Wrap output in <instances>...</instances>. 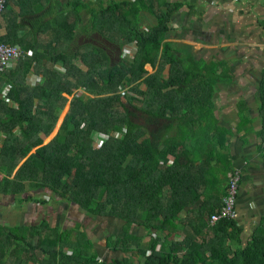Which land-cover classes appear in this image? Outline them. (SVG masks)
<instances>
[{
	"label": "trees",
	"instance_id": "1",
	"mask_svg": "<svg viewBox=\"0 0 264 264\" xmlns=\"http://www.w3.org/2000/svg\"><path fill=\"white\" fill-rule=\"evenodd\" d=\"M36 3L7 0L0 11V41L24 51V57L0 68V193L44 203L29 192L43 190L89 215L121 220L127 233L120 239L125 249H135L137 259L100 264H264V216L245 240L237 217L208 224L228 183L212 191L217 182L216 141L227 130L214 114V98L233 76L220 73L225 61L196 57L193 46L170 40V21L179 3L163 9L158 0H107L95 15L93 29L110 45L76 41L79 10L89 1L71 0L72 10L52 21L42 20ZM24 13L29 17L20 19ZM146 13L155 22L145 24ZM129 43H134L133 56H119ZM30 73L39 80L29 83ZM258 85V127L245 119L244 100L239 101L238 115L249 121L242 126L246 132L259 137L264 163V65ZM66 102L69 108L57 133L44 143ZM203 119L205 142L192 148L197 121ZM100 134L107 139L95 147ZM135 226L149 236L143 249L141 236L128 232ZM74 227L52 226L45 219L1 224L3 253H18L21 235L16 231L40 236L41 231H79ZM175 233L183 237L175 239ZM42 242L39 238L32 250L43 252ZM92 257H83L79 264L94 263Z\"/></svg>",
	"mask_w": 264,
	"mask_h": 264
},
{
	"label": "crops",
	"instance_id": "2",
	"mask_svg": "<svg viewBox=\"0 0 264 264\" xmlns=\"http://www.w3.org/2000/svg\"><path fill=\"white\" fill-rule=\"evenodd\" d=\"M87 1H89L88 4L93 3L94 5L101 0ZM106 2L107 0H104L103 4L105 5ZM158 3L163 9H166L170 3H179V7L190 8L191 12L195 11L192 4L196 3V5L200 7L198 8L202 12V17L197 16L196 18L193 13L189 15L188 20H180V16L175 15L178 9L172 14L170 21L172 27L169 35L170 40L175 42L182 41L193 46L192 49L196 57L225 61L223 63L224 67L220 69V73H227L233 76L232 81L225 82L219 86L214 98V114L221 127L227 130L222 138L216 141L217 144L215 149L219 150V154L218 157L214 158L213 163L217 165V172L215 174L217 182H215L212 191L217 192V190L225 189L226 182H228V173L235 167L241 169V174L244 173L246 177L251 178L250 183L253 181L251 184L253 185L252 190L255 194L252 191L250 193L252 195H259L260 198H263L264 163L261 152L258 151L257 148L259 137L254 131L246 132V129L242 126L245 122L249 123L248 120H245L247 118L250 119V126L256 128L259 125L257 112L259 102L257 93L264 65V0H158ZM25 6L29 8L28 6L30 5L28 1ZM35 7H39L37 13L39 16H42V20L52 21L59 13L67 12L71 9V0H37ZM81 7L79 11L82 15L85 9H81ZM15 9L25 12L23 9L19 10L18 5L15 6ZM146 14L152 17L148 13ZM25 16L29 17L27 13H24V16L20 17V19H24ZM176 16H178L179 20H176ZM192 21L196 24H200L201 21L204 23L206 22L208 26L219 28L223 36L211 37L207 33L200 34V32L193 31L192 26L195 23ZM79 23L81 25L82 19ZM207 29L210 28L207 27ZM3 31L4 30L0 28V34ZM42 36H45V34H42ZM80 36H82V34L78 31L75 36L77 43H79L78 39L84 42ZM47 37L50 39L51 35L47 34ZM91 42L95 43L94 41ZM108 42L111 43L110 41ZM149 66V72H152L153 68L150 64ZM82 67L84 68V66ZM165 68L163 70V74L166 71L164 75L168 73V65H166ZM29 79L32 80L31 84H33L39 80V75L30 73L28 75V80ZM230 98H233L235 101L233 103L230 102ZM241 100H244V104L247 106V117H245V119H241L238 115V104ZM255 118L258 119L257 126L253 124L257 119L252 121V119ZM201 124L205 125L204 119L197 121L196 139L191 141L192 148L195 146V143L202 146L205 142L206 129L204 126L202 130ZM221 141H223V145L219 144ZM203 151L204 150H202L201 155H199L200 158H203L205 155ZM1 175L2 173H0V178ZM4 197L5 194L0 193V199H5ZM200 199L202 200L203 197H200ZM31 202L34 201L18 202L19 204H23L21 206L23 212L27 211L25 212L27 219H21L22 222H17V224L28 225L27 220L31 221V224L38 222L35 216L37 214L36 210H38L39 207ZM44 203L46 204V201ZM247 205H249V207H246ZM247 205L244 203L239 204L236 219L237 224L242 228L241 236L243 239H246L244 234L249 232L247 229L252 227L253 230L261 221L262 216H264V207L257 209L255 207V202L252 200H250ZM31 206L36 209L35 212L30 210ZM75 206L78 208L77 205ZM69 207L71 208V205ZM48 209L49 208H47L46 211H49ZM57 211L63 213V210L59 208L51 214H46L45 212L43 218L40 219H45L46 217L45 220H47L50 225H56L59 223L58 220L53 218L50 219L49 216H53ZM77 211L76 217L81 215L80 211ZM3 214L2 209L0 210L1 218ZM64 214L68 215V212ZM81 222L75 221V226L78 224L82 226ZM58 225L60 227L62 226V228H66L68 224L59 223ZM178 227H181L180 224ZM16 232L21 236L19 238L17 237L19 243L18 253L12 252L14 254L13 256L4 255L2 248L3 236H0V264H38V261L43 262V264H79V262L83 260V257L91 256H93L92 259L96 262L93 263L91 261V264H100L102 261L111 262L114 258H128L132 261H136L137 259V255L132 252L135 249H125L127 245L122 243L120 239L122 234L126 235L127 231H117L111 234H109V232L102 233L101 231H41L45 235L48 233L50 234L47 238L37 236L35 231ZM128 232L141 236L139 247L142 249L144 246L143 241L146 240V244L149 241V236L144 230ZM79 233H82L83 237L79 236V238H76L75 236L80 235ZM173 236L175 239H181L183 237L180 233H175ZM39 238H42L43 241V252L40 251V249H37V251L32 250V246L34 248ZM116 240L117 244L115 243ZM14 241L16 242V240ZM14 241H12L13 244H15ZM113 246H117V249L112 250ZM20 252L21 256L17 257V254L19 255ZM73 252H81L82 254L69 258L68 256H71ZM32 256H34V258H32ZM86 263L89 264L88 260H86Z\"/></svg>",
	"mask_w": 264,
	"mask_h": 264
},
{
	"label": "rangeland",
	"instance_id": "3",
	"mask_svg": "<svg viewBox=\"0 0 264 264\" xmlns=\"http://www.w3.org/2000/svg\"><path fill=\"white\" fill-rule=\"evenodd\" d=\"M49 1H51V0H49ZM103 2H104V0H101L100 2H96L97 4L93 5V3H91V4H88L86 6L81 7V9H83V8L85 9V11L81 15V19H82L83 23H81V25H80V23L79 24L77 23V27L75 28V32L77 34V32L79 31L82 34V36H80V37L84 40V42H81L77 38L79 44H82V43H85L88 41H94L95 43H97V41H98V44H100L99 42L105 43L107 45L111 44L108 41H106L105 38H102L100 36V34L97 31H95V29H93L97 24V22H95V15L98 14V12L101 8H103L102 7V6H104ZM192 7L195 9L194 12H191L190 8L179 7L178 12H176L175 15H179L181 18L180 20H188L189 15L193 14V13H194V17H196V18H197V16L202 17V12L199 10L200 7L198 5H196V3H193ZM176 20H179L178 16H176ZM143 22L145 24L146 23L151 24V23L155 22V20L152 17L148 16L147 14H144ZM192 22H194V21H192ZM82 25H85L86 27H83ZM81 27L86 28L87 32H83ZM207 27H209L210 29H207ZM192 30L196 31V32H200V34L201 33H207L211 37L223 36L221 29L212 27L210 25L208 26L206 22L204 23L202 21L200 24L195 23L192 26ZM85 40H88V41H85ZM178 43L186 44L182 41H180ZM187 45H189V44H187ZM133 46H134V43L126 44L124 46V48L121 51H119L118 55L121 57H125V58H131L133 56V53H134ZM114 48H115V53H116L117 47H114ZM113 58H114V56H113ZM145 65H146L145 66L146 69L149 71V69H150L149 64L147 63ZM165 70H166V68H165ZM165 73H166V71H165ZM33 75H34V73H33ZM28 82L32 83V80L29 79ZM238 97H241V96H238ZM229 100L232 103L235 101L233 98H230ZM68 108H69V102H66L61 113L58 116V119L55 123L54 128L52 129V131L50 132L49 135L44 136V138H43L44 143L48 142L57 133L59 126H60L65 114L68 111ZM256 119L257 118L252 119V121H254ZM253 124L255 126H257L258 125V119L256 122H253ZM33 151H34V149L31 150V152H33ZM234 169H235V167L232 170H234ZM239 170L241 173L240 168H239ZM228 177H229V175H228ZM250 179H251L250 177H246V174H244V173L241 174V179L239 181V187L237 190V199H236L237 213L239 210V204L244 203L245 205H247L250 200L255 202L256 206L255 205L254 206L257 209H261L264 207V186L262 188L263 198H260L259 195H252L250 192L252 191L254 194H255V192L252 190L253 185L251 183H253V181L250 183ZM29 192H31L33 194V196L38 197V199H44L46 201V204L42 203V202H31L35 206L38 205V207H39L38 210H36L33 206L30 207V210L32 212H35V210L37 212V214L35 216L36 221H40L41 220L40 218H43V215L45 212H46V214H51L55 210H58L59 208H61L63 210V213H61L60 211H57L53 216L50 215L49 217H50V219H52V218L57 219L59 223H62V224L64 223L65 225L68 224L67 227L69 229L71 228V230L73 228H76V227H74L75 221L81 222V220H82V222H81L82 226L80 224H78V228H77L79 231H101L102 233L109 232V234H111L112 232L123 231L122 228H124L126 226L121 220H119L116 217H105V216L96 217L93 215H89L83 209L81 210L79 207L77 208L74 204H70L64 198H58L56 195L54 196V194H50L49 192L47 193V192H44L43 190H29ZM4 198L5 199H0V210L3 209V213H4L3 217L2 218L0 217V225L1 224L2 225H5V224L6 225H9V224L10 225H16L17 222H22L21 219H27V217L25 215V212H27V211L23 212V208H21V206L23 204L18 203L21 201H18L17 198H14L12 196H6L5 195ZM239 200H240V202H239ZM26 203H28V202H26ZM70 205H71V208L69 207ZM41 206H43V207H41ZM73 207H76V208H73ZM246 207H249V205H247ZM47 208H49L48 210L50 212L46 211ZM70 210H72V211H70ZM77 210H79L81 213V215L78 217H76V213L78 212ZM67 212H68V215L64 214ZM73 218H75L76 220ZM45 219H46V217H45ZM59 223H57V224H59ZM27 224H31V221L27 220ZM251 230H252V227L248 228L247 231H249V232L245 233L244 237L247 238V236ZM130 231H143V229L141 227L135 226V227H132L130 229ZM79 234L80 235L75 236V237L76 238H79V236L83 237L82 233H79ZM39 235L43 236L44 238H47V236H49V235H45L43 233H40ZM244 240H245V238H244ZM143 244H144L143 248H145L147 246L146 240L143 241Z\"/></svg>",
	"mask_w": 264,
	"mask_h": 264
},
{
	"label": "built area",
	"instance_id": "4",
	"mask_svg": "<svg viewBox=\"0 0 264 264\" xmlns=\"http://www.w3.org/2000/svg\"><path fill=\"white\" fill-rule=\"evenodd\" d=\"M6 1L7 0H0V11L3 9ZM27 53L30 54L31 52L27 51ZM22 57H24V51L19 45L0 41V68H6ZM105 139H107L106 134L98 135L94 142V146L97 147L101 145ZM240 178L241 173L239 168L230 171L226 194L223 196L222 205L209 215V225H214L222 219H234L237 217L236 199Z\"/></svg>",
	"mask_w": 264,
	"mask_h": 264
}]
</instances>
